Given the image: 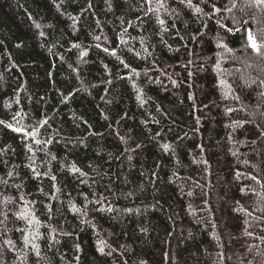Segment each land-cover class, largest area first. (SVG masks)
<instances>
[{
    "label": "trees",
    "instance_id": "1",
    "mask_svg": "<svg viewBox=\"0 0 264 264\" xmlns=\"http://www.w3.org/2000/svg\"><path fill=\"white\" fill-rule=\"evenodd\" d=\"M0 264H264V3L0 0Z\"/></svg>",
    "mask_w": 264,
    "mask_h": 264
},
{
    "label": "rangeland",
    "instance_id": "2",
    "mask_svg": "<svg viewBox=\"0 0 264 264\" xmlns=\"http://www.w3.org/2000/svg\"><path fill=\"white\" fill-rule=\"evenodd\" d=\"M248 4V3H247ZM255 10H257V11H260V10H263V7L261 6V5H255ZM249 35H250V37H252V34H251V32H249ZM254 68V65L252 66V64L250 65V66H248L247 68H246V70L248 69H253ZM249 72V71H248Z\"/></svg>",
    "mask_w": 264,
    "mask_h": 264
},
{
    "label": "snow or ice",
    "instance_id": "3",
    "mask_svg": "<svg viewBox=\"0 0 264 264\" xmlns=\"http://www.w3.org/2000/svg\"><path fill=\"white\" fill-rule=\"evenodd\" d=\"M258 2L264 3V0H258ZM253 48H256L257 46L255 45V43H253Z\"/></svg>",
    "mask_w": 264,
    "mask_h": 264
}]
</instances>
